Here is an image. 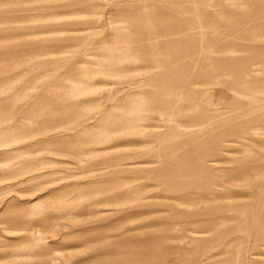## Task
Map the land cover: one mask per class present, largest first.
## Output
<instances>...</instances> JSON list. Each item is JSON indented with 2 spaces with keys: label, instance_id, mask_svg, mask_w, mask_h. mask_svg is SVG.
I'll return each mask as SVG.
<instances>
[{
  "label": "rangeland",
  "instance_id": "rangeland-1",
  "mask_svg": "<svg viewBox=\"0 0 264 264\" xmlns=\"http://www.w3.org/2000/svg\"><path fill=\"white\" fill-rule=\"evenodd\" d=\"M0 264H264V0H0Z\"/></svg>",
  "mask_w": 264,
  "mask_h": 264
},
{
  "label": "bare ground",
  "instance_id": "bare-ground-1",
  "mask_svg": "<svg viewBox=\"0 0 264 264\" xmlns=\"http://www.w3.org/2000/svg\"><path fill=\"white\" fill-rule=\"evenodd\" d=\"M145 7V6H144ZM199 17H200V15H199ZM201 19V17L199 18V20ZM263 31V30H262ZM190 44V43H189ZM189 46H191V44L189 45ZM192 47V46H191ZM111 51H116V52H119L120 51V53H121V55L120 56H117L116 54H114L113 56H112V59H110V60H112V61H110L111 62V64H112V67L110 68V70H109V73H110V75L111 74H114V72L116 71V69L114 68L115 66V64H116V62L119 60V62H121V61H123V60H127V59H131V58H135L136 56L135 55H133V54H131V53H129V51L130 50H126V51H124L123 49H116V50H114V49H110ZM111 54V53H110ZM87 55H90V53H87ZM153 57V56H152ZM209 57H213V54L211 55H209ZM216 57V56H215ZM115 61H114V60ZM118 62V63H119ZM84 63V62H83ZM117 63V64H118ZM108 64H109V62H108ZM110 64V65H111ZM210 68V67H209ZM246 69H249V68H247L246 67ZM209 71H210V69H208ZM250 70V72L252 71V69H249ZM249 72V71H248ZM209 73V72H208ZM86 73H84V75H85ZM83 78V77H82ZM74 87H78V86H74ZM72 89V91H73V89L75 90V88H71ZM75 92L73 91V92H71V94H74ZM141 97L143 96V95H140ZM141 100L138 102V104L136 105V108H141L142 107V104H141ZM132 116V114H130L129 115V117H131ZM137 127V126H136ZM90 143V142H89ZM93 143H95V142H93ZM93 143H91V144H93ZM96 143H98V142H96ZM36 145V144H35ZM95 150L92 148V149H90L89 148V150H88V152L89 153H91V152H94ZM5 154H6V152H5Z\"/></svg>",
  "mask_w": 264,
  "mask_h": 264
}]
</instances>
